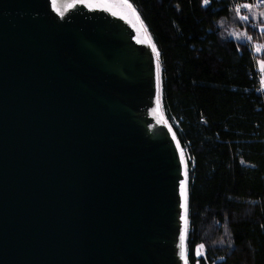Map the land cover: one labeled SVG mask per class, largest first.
<instances>
[{"label":"water","instance_id":"95a60500","mask_svg":"<svg viewBox=\"0 0 264 264\" xmlns=\"http://www.w3.org/2000/svg\"><path fill=\"white\" fill-rule=\"evenodd\" d=\"M153 49L127 0H0V264H189Z\"/></svg>","mask_w":264,"mask_h":264},{"label":"trees","instance_id":"16d2710c","mask_svg":"<svg viewBox=\"0 0 264 264\" xmlns=\"http://www.w3.org/2000/svg\"><path fill=\"white\" fill-rule=\"evenodd\" d=\"M127 1L159 53L160 106L186 155L188 263L264 264V20L253 0Z\"/></svg>","mask_w":264,"mask_h":264},{"label":"rangeland","instance_id":"374dc122","mask_svg":"<svg viewBox=\"0 0 264 264\" xmlns=\"http://www.w3.org/2000/svg\"><path fill=\"white\" fill-rule=\"evenodd\" d=\"M247 8H249L250 15H252V17L254 18L255 21L264 20V6L256 8V7L251 5V7L248 6ZM244 17L247 18L248 16H244ZM254 48L257 50L258 53L261 52L262 50H264V41H262V43L260 45H255ZM259 69L261 71V81L260 82H262V85L264 86V63H262V62L259 63ZM167 123H168V121H167ZM168 125H169L170 129L172 130L171 124L168 123ZM172 131L174 132V130H172ZM174 135H175V133H174ZM179 147H180L181 151L183 152V159H184V163L186 164V170H187L185 152L180 145H179Z\"/></svg>","mask_w":264,"mask_h":264},{"label":"built area","instance_id":"2783aa9c","mask_svg":"<svg viewBox=\"0 0 264 264\" xmlns=\"http://www.w3.org/2000/svg\"><path fill=\"white\" fill-rule=\"evenodd\" d=\"M252 6L254 7H263L264 6V0H253ZM242 10V5L237 6V12L240 14ZM243 18V16H242Z\"/></svg>","mask_w":264,"mask_h":264},{"label":"snow or ice","instance_id":"6c2138e0","mask_svg":"<svg viewBox=\"0 0 264 264\" xmlns=\"http://www.w3.org/2000/svg\"><path fill=\"white\" fill-rule=\"evenodd\" d=\"M205 2H207V0H205ZM155 51V49H153ZM159 56V53H157V57ZM185 199H186V196H185ZM187 211V205L185 203V212Z\"/></svg>","mask_w":264,"mask_h":264},{"label":"bare ground","instance_id":"6f19581e","mask_svg":"<svg viewBox=\"0 0 264 264\" xmlns=\"http://www.w3.org/2000/svg\"><path fill=\"white\" fill-rule=\"evenodd\" d=\"M180 152L183 154V152L181 151V149H180Z\"/></svg>","mask_w":264,"mask_h":264}]
</instances>
